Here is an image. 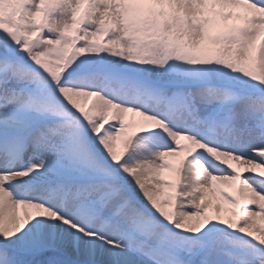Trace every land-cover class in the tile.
Segmentation results:
<instances>
[{
  "label": "snow or ice",
  "instance_id": "snow-or-ice-1",
  "mask_svg": "<svg viewBox=\"0 0 264 264\" xmlns=\"http://www.w3.org/2000/svg\"><path fill=\"white\" fill-rule=\"evenodd\" d=\"M0 264H264V0H0Z\"/></svg>",
  "mask_w": 264,
  "mask_h": 264
}]
</instances>
